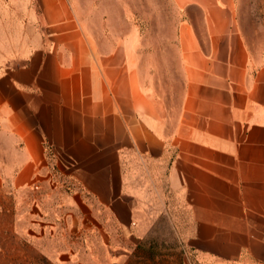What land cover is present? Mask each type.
Returning <instances> with one entry per match:
<instances>
[{"label":"crops","instance_id":"obj_1","mask_svg":"<svg viewBox=\"0 0 264 264\" xmlns=\"http://www.w3.org/2000/svg\"><path fill=\"white\" fill-rule=\"evenodd\" d=\"M170 2L103 44L69 0H0V193L163 213L198 257L264 264V32L236 0ZM47 146L77 164L54 188Z\"/></svg>","mask_w":264,"mask_h":264},{"label":"rangeland","instance_id":"obj_2","mask_svg":"<svg viewBox=\"0 0 264 264\" xmlns=\"http://www.w3.org/2000/svg\"><path fill=\"white\" fill-rule=\"evenodd\" d=\"M69 1L84 29L103 44L132 29L148 35L159 15L173 12L170 0ZM236 4L245 27L264 32V0ZM44 154L53 188L58 172L77 168L63 150L47 146ZM1 193L0 264H241L198 257L163 213L140 214L138 222L118 227L100 213L84 214L50 186L32 184L15 197Z\"/></svg>","mask_w":264,"mask_h":264}]
</instances>
